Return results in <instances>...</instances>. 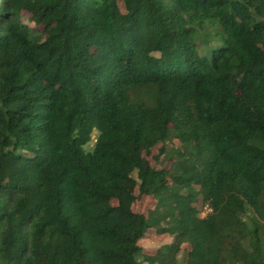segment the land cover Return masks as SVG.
<instances>
[{"label":"trees","instance_id":"16d2710c","mask_svg":"<svg viewBox=\"0 0 264 264\" xmlns=\"http://www.w3.org/2000/svg\"><path fill=\"white\" fill-rule=\"evenodd\" d=\"M153 227L175 241L147 254ZM186 242V264H264V0H0V264Z\"/></svg>","mask_w":264,"mask_h":264},{"label":"rangeland","instance_id":"374dc122","mask_svg":"<svg viewBox=\"0 0 264 264\" xmlns=\"http://www.w3.org/2000/svg\"><path fill=\"white\" fill-rule=\"evenodd\" d=\"M32 15L29 12H24L23 13V19L24 22L29 24L32 27H35V23L31 19ZM211 37L210 39L212 40L213 43L218 44L220 43L218 41L217 35H215V31L211 30ZM98 135V131L96 130L93 134V140L90 143V147L95 143L96 138ZM182 144L180 143L178 138H175L171 141H167L165 143H159L157 146H155L152 149L151 155L148 156L150 162L152 163L153 166L158 167V168H165V169H170L173 167L174 162L178 159H175L172 157L173 150L176 148H180ZM165 148L166 151L165 153L161 154V149ZM156 156H160V158H156ZM137 176V173L134 174ZM196 190L199 189L198 186H195ZM184 193H187V190H183ZM135 194H139V189L136 190ZM116 203V202H115ZM158 201L154 196H148V197H143L141 199H138L133 207L135 211L142 212L145 214H149L151 211L155 210L157 207ZM196 206L199 209V215L200 216H206L211 212L210 206L205 203L201 197L196 201ZM252 215V213H251ZM249 222L250 219L248 218ZM163 224L166 225V222ZM175 241V237L170 235V234H160L158 229L156 227L150 228L146 236L141 240L142 246L145 248L147 254H155L160 247L166 244L173 243ZM191 249V245L189 242L183 243L182 244V249L180 250L178 254V262L179 264H186L189 258L188 251ZM142 259V258H141ZM141 264H151L150 262L143 261Z\"/></svg>","mask_w":264,"mask_h":264}]
</instances>
